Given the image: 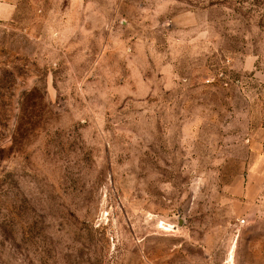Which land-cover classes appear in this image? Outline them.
<instances>
[{
  "label": "rangeland",
  "instance_id": "rangeland-1",
  "mask_svg": "<svg viewBox=\"0 0 264 264\" xmlns=\"http://www.w3.org/2000/svg\"><path fill=\"white\" fill-rule=\"evenodd\" d=\"M0 264H264V0L0 21Z\"/></svg>",
  "mask_w": 264,
  "mask_h": 264
},
{
  "label": "crops",
  "instance_id": "crops-1",
  "mask_svg": "<svg viewBox=\"0 0 264 264\" xmlns=\"http://www.w3.org/2000/svg\"><path fill=\"white\" fill-rule=\"evenodd\" d=\"M24 0H0V21H9L18 13Z\"/></svg>",
  "mask_w": 264,
  "mask_h": 264
}]
</instances>
